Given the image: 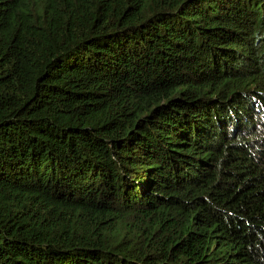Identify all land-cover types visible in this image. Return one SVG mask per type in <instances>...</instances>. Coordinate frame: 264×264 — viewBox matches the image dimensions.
I'll list each match as a JSON object with an SVG mask.
<instances>
[{
	"label": "trees",
	"instance_id": "16d2710c",
	"mask_svg": "<svg viewBox=\"0 0 264 264\" xmlns=\"http://www.w3.org/2000/svg\"><path fill=\"white\" fill-rule=\"evenodd\" d=\"M0 264H264V0H0Z\"/></svg>",
	"mask_w": 264,
	"mask_h": 264
}]
</instances>
